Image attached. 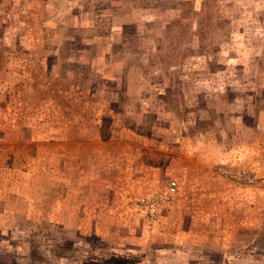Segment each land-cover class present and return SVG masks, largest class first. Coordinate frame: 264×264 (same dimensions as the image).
Returning a JSON list of instances; mask_svg holds the SVG:
<instances>
[{"label": "rangeland", "instance_id": "374dc122", "mask_svg": "<svg viewBox=\"0 0 264 264\" xmlns=\"http://www.w3.org/2000/svg\"><path fill=\"white\" fill-rule=\"evenodd\" d=\"M0 264H264V0H0Z\"/></svg>", "mask_w": 264, "mask_h": 264}, {"label": "built area", "instance_id": "2783aa9c", "mask_svg": "<svg viewBox=\"0 0 264 264\" xmlns=\"http://www.w3.org/2000/svg\"><path fill=\"white\" fill-rule=\"evenodd\" d=\"M219 170L222 172V174L235 180L244 181L245 183H251L254 180V178L245 171L242 172L232 171L229 169H224L222 167L219 168ZM176 189H177V183L176 181H173L171 182V185L165 195L164 194L148 195L142 197L139 200V203L144 208L150 223H153L158 219L160 207L165 204L166 199H168L176 191Z\"/></svg>", "mask_w": 264, "mask_h": 264}, {"label": "crops", "instance_id": "0c3cea01", "mask_svg": "<svg viewBox=\"0 0 264 264\" xmlns=\"http://www.w3.org/2000/svg\"><path fill=\"white\" fill-rule=\"evenodd\" d=\"M246 198H247V200H249V197H248V196H247ZM242 199H243V198H242Z\"/></svg>", "mask_w": 264, "mask_h": 264}]
</instances>
